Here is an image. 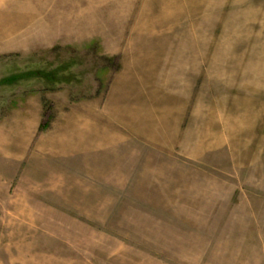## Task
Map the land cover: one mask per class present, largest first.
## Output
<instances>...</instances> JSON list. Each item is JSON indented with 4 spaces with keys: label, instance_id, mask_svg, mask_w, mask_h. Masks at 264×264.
Segmentation results:
<instances>
[{
    "label": "rangeland",
    "instance_id": "rangeland-1",
    "mask_svg": "<svg viewBox=\"0 0 264 264\" xmlns=\"http://www.w3.org/2000/svg\"><path fill=\"white\" fill-rule=\"evenodd\" d=\"M0 264H264V0H0Z\"/></svg>",
    "mask_w": 264,
    "mask_h": 264
}]
</instances>
